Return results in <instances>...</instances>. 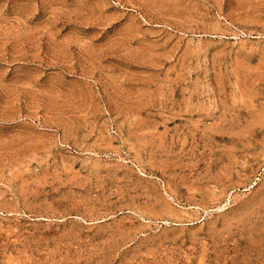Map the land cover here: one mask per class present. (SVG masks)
Segmentation results:
<instances>
[{"label":"rangeland","instance_id":"374dc122","mask_svg":"<svg viewBox=\"0 0 264 264\" xmlns=\"http://www.w3.org/2000/svg\"><path fill=\"white\" fill-rule=\"evenodd\" d=\"M0 264H264V0H0Z\"/></svg>","mask_w":264,"mask_h":264}]
</instances>
